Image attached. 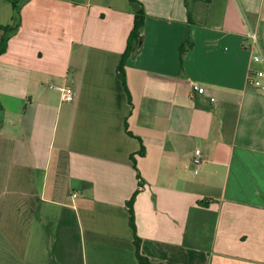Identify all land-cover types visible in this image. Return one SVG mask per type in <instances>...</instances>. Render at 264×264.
Listing matches in <instances>:
<instances>
[{"label": "crops", "instance_id": "crops-1", "mask_svg": "<svg viewBox=\"0 0 264 264\" xmlns=\"http://www.w3.org/2000/svg\"><path fill=\"white\" fill-rule=\"evenodd\" d=\"M140 9L122 84L116 68ZM190 9L179 73L184 0L20 7L0 54V264H139L128 205L152 264H264V94L246 86L264 68L251 61L264 60V0ZM11 24L0 0V41Z\"/></svg>", "mask_w": 264, "mask_h": 264}, {"label": "trees", "instance_id": "trees-1", "mask_svg": "<svg viewBox=\"0 0 264 264\" xmlns=\"http://www.w3.org/2000/svg\"><path fill=\"white\" fill-rule=\"evenodd\" d=\"M12 5V24L10 26L1 27L5 30L7 35H5L0 41V54H2L6 50L8 37L12 34L15 30L18 29L20 25V7L25 4L28 0H9ZM190 1L191 0H184L185 9H186V26L187 30L185 36L183 38L182 43L178 47V72L181 73L183 71V58L188 53L190 49H192L193 42L189 35V27L193 24L192 16H191V9H190ZM145 13L142 9L135 13L133 19V27L131 32L128 36L126 48L121 56L120 62L116 68V78L124 84V65L128 58L134 57L139 49V39L141 29L144 25L145 20ZM133 200V199H132ZM131 200V201H132ZM130 201V203H131ZM200 206L204 205V202H199ZM128 212H129V225L134 233V246L136 251V258L139 264H152L150 263L144 256L140 253V244L139 239L136 236L134 220H133V211L131 206L128 205Z\"/></svg>", "mask_w": 264, "mask_h": 264}, {"label": "built area", "instance_id": "built-area-1", "mask_svg": "<svg viewBox=\"0 0 264 264\" xmlns=\"http://www.w3.org/2000/svg\"><path fill=\"white\" fill-rule=\"evenodd\" d=\"M249 40H250V51H254L257 48V36L256 34L253 32L249 35ZM251 61L254 64H263L264 60L262 58V56L259 53H252L251 54ZM246 86L249 89L261 92L262 94H264V68H260V69H250L248 72V76L246 79ZM59 92H60V98L63 102H72L74 100V91L72 90V88L67 87V86H61L59 88ZM192 92L201 95L204 93V89L198 87L197 85H192ZM191 162L192 165L197 168L199 167V165L203 162V157H202V153L199 149H196L193 152V155L191 157ZM78 193L74 192L72 193V197H77Z\"/></svg>", "mask_w": 264, "mask_h": 264}]
</instances>
